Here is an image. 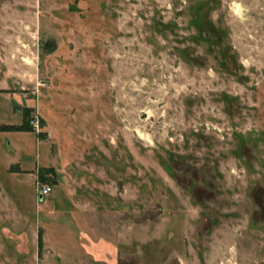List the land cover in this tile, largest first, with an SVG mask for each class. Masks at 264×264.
<instances>
[{
    "label": "rangeland",
    "instance_id": "rangeland-1",
    "mask_svg": "<svg viewBox=\"0 0 264 264\" xmlns=\"http://www.w3.org/2000/svg\"><path fill=\"white\" fill-rule=\"evenodd\" d=\"M0 264H264V0H0Z\"/></svg>",
    "mask_w": 264,
    "mask_h": 264
},
{
    "label": "built area",
    "instance_id": "built-area-1",
    "mask_svg": "<svg viewBox=\"0 0 264 264\" xmlns=\"http://www.w3.org/2000/svg\"><path fill=\"white\" fill-rule=\"evenodd\" d=\"M30 125L31 127L34 128V130L40 131L41 127H42V123L40 120L39 115L34 114L30 117ZM52 192V186L50 184H42L41 186H39L38 189V195L41 198H45L47 196H49Z\"/></svg>",
    "mask_w": 264,
    "mask_h": 264
},
{
    "label": "trees",
    "instance_id": "trees-1",
    "mask_svg": "<svg viewBox=\"0 0 264 264\" xmlns=\"http://www.w3.org/2000/svg\"><path fill=\"white\" fill-rule=\"evenodd\" d=\"M29 118V114L27 111L24 112V120L28 119ZM29 123V122H28ZM14 126H6L5 128H3V130H9V131H13V130H24V129H29L31 128L30 126H27L25 124V122H23V124H21L20 126H18L16 129L13 128ZM42 243V236L40 235L39 236V244L41 245Z\"/></svg>",
    "mask_w": 264,
    "mask_h": 264
}]
</instances>
